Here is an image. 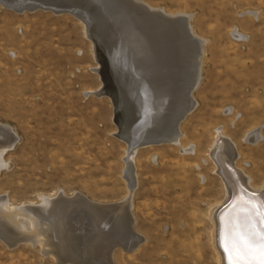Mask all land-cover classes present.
Here are the masks:
<instances>
[{
    "label": "rangeland",
    "instance_id": "374dc122",
    "mask_svg": "<svg viewBox=\"0 0 264 264\" xmlns=\"http://www.w3.org/2000/svg\"><path fill=\"white\" fill-rule=\"evenodd\" d=\"M135 1L150 15L188 16L191 32L202 40L200 80L192 90L196 105L179 124L181 146L151 144L133 158L131 212L144 241L131 252L117 248L114 261L221 264L210 218L226 197L209 156L216 129L235 143L237 166L252 185L264 187V0ZM118 30L115 25L100 33L105 43L98 46L97 31L74 15L17 12L0 4V123L16 133L3 156L9 165L0 172V197L11 205L39 206L46 197L78 192L107 204L129 194L123 108L105 95L113 91L123 104L126 87L115 75L107 85L99 71L106 42ZM256 129L260 138L246 140ZM182 146L194 150L183 152ZM2 238L0 264H60L43 255L39 243L13 246Z\"/></svg>",
    "mask_w": 264,
    "mask_h": 264
},
{
    "label": "bare ground",
    "instance_id": "6f19581e",
    "mask_svg": "<svg viewBox=\"0 0 264 264\" xmlns=\"http://www.w3.org/2000/svg\"><path fill=\"white\" fill-rule=\"evenodd\" d=\"M118 2L121 7L130 5L127 0ZM143 9L133 6L132 12L137 15L136 21L150 25L145 31L130 24L132 17L116 16L120 20L115 22L116 27H119L118 34H115L117 37L113 41L106 42L107 54L101 57L103 66L99 70L104 75V72L110 69L111 77L117 76L120 82L123 80V87H126L122 92L125 96L124 102L122 101L123 104L119 107L123 108L125 118V121L122 120L124 124L121 131L126 134L128 144L124 158V176L129 194L120 202L104 204L89 200L78 192L75 196H70L71 198L67 195L69 198L63 195L46 197L39 206L23 207L11 205L1 196L0 236L10 245L14 246V243L20 241L39 243L44 248L43 255H53L60 264H66L67 261L72 264H116L113 253L117 248L131 252L144 241L142 235L134 228L135 218L131 212V198L137 185L133 158L140 147L155 144L142 143L161 141L181 146L179 143L182 133L179 124L196 105L192 90L200 80L202 40L191 32L188 16H154L147 14ZM78 15L75 17L91 29L89 22L93 21L90 17ZM125 20L132 30L139 32L136 33L138 35L130 36L128 31L122 32L125 26L120 22ZM95 23L97 29H92L95 33L97 31L94 42L100 33L106 31L100 23ZM101 40L100 42L104 41ZM118 42L126 45L125 53L120 54L118 51ZM137 46L142 49V53L136 54L134 48ZM107 55L108 58L105 57ZM109 55L113 57L109 58ZM128 81L133 87L130 93L131 89L127 88ZM138 87H141V90L138 91ZM104 91L94 94L101 96ZM141 97H145V105ZM128 101L130 112L125 107ZM158 111L163 112L160 114ZM216 130L209 156L215 162L216 172L223 179L226 197L212 208L210 218L218 261L221 264H229V253L226 249L231 248L234 242L260 224L258 206L264 201V187L257 188L252 185L251 177L237 166L239 153L235 143L224 135L220 128ZM14 132L10 126L0 123V172L2 168H8L9 164L3 156L15 144ZM259 138L258 129L250 132L246 140L255 142ZM193 150L192 146H182L183 152ZM113 204H116L115 208L112 207ZM89 216L92 217L93 223L87 224Z\"/></svg>",
    "mask_w": 264,
    "mask_h": 264
},
{
    "label": "water",
    "instance_id": "95a60500",
    "mask_svg": "<svg viewBox=\"0 0 264 264\" xmlns=\"http://www.w3.org/2000/svg\"><path fill=\"white\" fill-rule=\"evenodd\" d=\"M118 1L119 0H68V1L67 0H0V4H2V6L10 8L12 10H15L17 12L47 10V11H51V12L59 13V14L68 13V14H71L74 16H79L78 14H84L85 16L90 17V19L93 21V22H89L91 24V30L94 28L97 29V26L95 23L97 21L103 27H105L106 30L110 31V28L114 27L115 22L120 21L119 19L116 18V16H122V17L130 16V17H132L133 21L130 20V24H132L133 27H135V28L140 27L144 31L149 28V26H150L149 24H146V23L143 24L139 20L136 21L135 16H137V15H134L132 12L133 6H135V7L139 6V7H144L145 9H149L148 6H146L145 4L139 3L135 0H127V2L130 3V5L126 4V5H123L121 7L119 5ZM164 15L167 16V14H164ZM120 23H122L125 26L124 27L125 30L122 32L128 31V34L131 33L130 36L138 35L136 33H139V32L135 29L132 30L130 28L131 26L127 25L126 20L122 21ZM92 32H93V30H92ZM95 40H96L95 42H97V45H101V43H103V42H100V40L98 38ZM121 44H120V42L117 43L118 51L120 52V54H121V52L125 53L127 51V47H125L126 45H124L122 42H121ZM145 45L147 46L146 43H145ZM145 45H144V47H145ZM134 50H135L136 54L138 52L142 53V49L139 46L135 47ZM110 71H111L110 69L107 72L105 71L104 72L105 74L103 75V82L108 83V84L111 83V81H110L111 80V72ZM140 88L141 87H138L137 90L138 91L141 90ZM105 95L109 96L113 100V104H114L113 107H115V108L117 107L119 109V106L121 105V103L116 98L117 94H115V92L111 93V91L109 90L108 93ZM118 96H120V95L118 94ZM141 98H142L143 105H145V97H141ZM162 112L163 111H161V112L158 111V113H160V114ZM151 143L160 144L161 141L160 142L159 141H157V142L152 141V142H146V143H142V144H151ZM112 207L115 208L116 204H113ZM92 221L93 220H92L91 216L87 217V220H86L87 224L91 223Z\"/></svg>",
    "mask_w": 264,
    "mask_h": 264
},
{
    "label": "snow or ice",
    "instance_id": "6c2138e0",
    "mask_svg": "<svg viewBox=\"0 0 264 264\" xmlns=\"http://www.w3.org/2000/svg\"><path fill=\"white\" fill-rule=\"evenodd\" d=\"M258 208L259 226L226 249L229 264H264V201L260 202Z\"/></svg>",
    "mask_w": 264,
    "mask_h": 264
},
{
    "label": "crops",
    "instance_id": "0c3cea01",
    "mask_svg": "<svg viewBox=\"0 0 264 264\" xmlns=\"http://www.w3.org/2000/svg\"><path fill=\"white\" fill-rule=\"evenodd\" d=\"M256 130H258V129H256ZM255 131V130H254Z\"/></svg>",
    "mask_w": 264,
    "mask_h": 264
}]
</instances>
